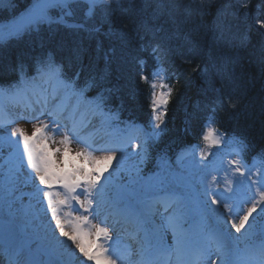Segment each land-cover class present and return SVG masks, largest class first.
<instances>
[{
  "label": "snow or ice",
  "instance_id": "obj_1",
  "mask_svg": "<svg viewBox=\"0 0 264 264\" xmlns=\"http://www.w3.org/2000/svg\"><path fill=\"white\" fill-rule=\"evenodd\" d=\"M125 3L138 6L137 0H34L18 19L0 27V41L39 34L45 25L99 31L87 28V22L98 12L107 20L109 11ZM230 6L237 17L251 16L264 32V8L258 5L253 12L250 0H233ZM197 7L202 10L205 5ZM142 28L141 51L151 56L154 68L146 74L147 61L138 57L137 76L151 90V131L131 123L119 128L118 115L104 110L103 95L87 98L97 81L90 77L80 83L82 68L72 71L73 62L80 61L79 49L73 50L68 63L52 51L28 65L20 63L14 69L16 81L0 86V129L20 119L31 122L33 129L29 134L16 127L0 137V147L10 149L0 169V211L8 217L0 220V264H264V163L254 171L256 165L248 166L243 159L251 145L217 126L219 114L235 110L239 102L234 73L220 75L219 86L211 88L210 114L201 134L208 150L182 151L175 165L162 156L159 172L140 175L150 147L167 130L165 117L174 87L168 81L179 82L161 29L147 23ZM71 98L76 103L69 105ZM81 106L101 116L111 130L103 143L86 131L90 124L83 120ZM10 108L21 109L14 119ZM73 143L81 149L74 151ZM130 145L139 151L131 153L138 163L129 169L125 162ZM125 172L126 183L121 179ZM21 185L32 191L17 195ZM56 186L63 194L53 195ZM23 195L29 197L26 207ZM18 202L22 208L14 211ZM65 208L72 211L65 215ZM20 211L22 228L16 224ZM121 233L134 248L125 245L122 251Z\"/></svg>",
  "mask_w": 264,
  "mask_h": 264
},
{
  "label": "trees",
  "instance_id": "obj_2",
  "mask_svg": "<svg viewBox=\"0 0 264 264\" xmlns=\"http://www.w3.org/2000/svg\"><path fill=\"white\" fill-rule=\"evenodd\" d=\"M32 3L34 0H0V26L13 21ZM200 3L205 5L202 10L197 7ZM232 3L233 0H137V7L125 3L122 9L109 11L107 20L104 12H98L86 27L99 31L55 25L49 29L45 25L39 34L0 41V86L16 81L14 69L20 63L28 65L48 51L68 63L73 50L79 49L80 61L73 62L72 71L82 68L80 83L90 77L97 81V87L86 95H103L104 108L118 115L121 124L140 120L151 131L153 112L148 85L138 79L137 58L144 43L140 38L144 36L142 25L154 24L172 50L170 67L179 82L172 80L175 91L167 107V130L150 147L141 171L154 166L162 155L173 157L180 147L201 140L210 114L208 101L213 95L212 86L208 92L202 89L201 68L215 74L213 85L217 87L220 75L234 73L239 102L235 110L222 111L218 123L228 133L248 141L252 153L264 156V32L254 26L251 16L245 19L234 15ZM258 5L264 8V0H250L253 12ZM169 16L178 24L175 33L166 26ZM201 100L203 104L198 105ZM127 178L128 173H122V181L126 183ZM21 213L18 220L22 219Z\"/></svg>",
  "mask_w": 264,
  "mask_h": 264
},
{
  "label": "rangeland",
  "instance_id": "obj_3",
  "mask_svg": "<svg viewBox=\"0 0 264 264\" xmlns=\"http://www.w3.org/2000/svg\"><path fill=\"white\" fill-rule=\"evenodd\" d=\"M69 105H72V104H75L76 101H75V98H71L69 101H68ZM19 108H12L11 110H15L14 112L15 113H18L21 111V109ZM81 111L83 113V120L90 124V127L86 129V131L88 132H91L93 134V138L96 140L97 143H103L104 140H106L108 137H107V133L111 130H109L107 127L105 126H99V123L100 121L103 120V118L97 114H95L93 111L87 109V108H84L83 106H81ZM13 112V113H14ZM14 113V114H15ZM138 127L140 128H143L145 130V128L143 126H140V125H137ZM16 127H22L24 128L29 134H31L32 132V123L29 122L28 120H24V119H20L18 120V122L14 125H8L6 129H0V137L2 136H6L10 131H14ZM146 131V130H145ZM15 139V137H14ZM59 139V137H57V140ZM136 143H139V140L136 141ZM51 147H57L59 145H50ZM82 147V145L80 144H76V143H73L72 145V148L74 149V151H78L80 150ZM214 148H212L211 150L213 151ZM10 149L8 148H5V147H0V164H1V168H3L4 166V160L7 158L8 156V153H9ZM135 151H139V149H136L134 147V145H130L128 147V149H126V152L128 153V158L125 162V166H128L130 164V162H133L135 161L134 163H138V158L136 156H133L131 155L132 152H135ZM207 151L206 149L204 151H202L201 153ZM188 153H191V152H195V149H191V150H187ZM97 155H100V153H97ZM119 153L117 154L118 158H119ZM243 156L246 157L248 156V150L245 151L243 153ZM243 157V159L245 160V158ZM57 160L59 162V154H57ZM211 159V157H209ZM251 163L247 164L248 166H252L253 164L256 165V168L254 169V171L257 170V167H259L260 164V158L258 157H252L251 160H250ZM115 165L116 164V161L112 162V165ZM89 167H91V165H89ZM27 171H30V169H26V172ZM157 172H152V173H148V177L149 176H153L155 175ZM32 191V188L29 186V187H25L23 185H21V188H20V192L17 193V195H21V193H28ZM57 191H60L62 194H63V189H61L59 186H56L52 189V192H53V195L55 196V193ZM83 198V197H82ZM22 201H23V205L25 204H28L29 203V197L27 195H23L21 197ZM44 203L46 204V201H44ZM21 204L18 202L17 204L14 205V208L13 210H16V209H20ZM73 207H75V204H73ZM69 211H72V208H65L64 209V213L65 215H67V213ZM74 214H79V213H74ZM50 215V213H49ZM92 223H99V220H93ZM86 227H90V225H87ZM22 228V227H21ZM114 235V238H115V233L113 234ZM61 239H63V237H61ZM167 240L169 242V244L172 243V237H171V234H169L167 236ZM120 244H121V247H122V251L124 250V246L125 245H131V244H127L124 239H120ZM89 264H91V262H89ZM216 264H219L217 261H216Z\"/></svg>",
  "mask_w": 264,
  "mask_h": 264
}]
</instances>
